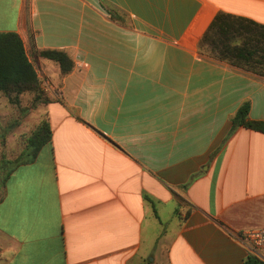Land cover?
<instances>
[{
  "label": "crops",
  "instance_id": "crops-1",
  "mask_svg": "<svg viewBox=\"0 0 264 264\" xmlns=\"http://www.w3.org/2000/svg\"><path fill=\"white\" fill-rule=\"evenodd\" d=\"M220 13L264 26V0H0V33L59 89L51 141L2 189L0 264L246 262L264 134L232 119L264 122V77L200 51Z\"/></svg>",
  "mask_w": 264,
  "mask_h": 264
},
{
  "label": "trees",
  "instance_id": "trees-1",
  "mask_svg": "<svg viewBox=\"0 0 264 264\" xmlns=\"http://www.w3.org/2000/svg\"><path fill=\"white\" fill-rule=\"evenodd\" d=\"M199 49L220 61L251 71L264 77V26L220 13L215 17L200 41ZM40 57L59 65L67 75L74 68L73 61L61 51H43ZM24 44L16 33H0V93L11 103L25 93H40V81L34 65L30 63ZM16 95V100L11 99ZM250 106L244 104L232 119V131L244 127L264 134V122L249 121ZM38 135L28 143V151L18 162L0 160V190L4 189L9 175L22 164L32 163L37 153L51 141V130L46 122ZM2 195H0V200ZM244 264H262L249 256Z\"/></svg>",
  "mask_w": 264,
  "mask_h": 264
},
{
  "label": "rangeland",
  "instance_id": "rangeland-1",
  "mask_svg": "<svg viewBox=\"0 0 264 264\" xmlns=\"http://www.w3.org/2000/svg\"><path fill=\"white\" fill-rule=\"evenodd\" d=\"M25 94L24 100L18 97V102L14 103L2 94V97L7 98L8 104L0 103V160L5 158L11 162H18L28 151L29 141L38 135L40 127L47 122L42 107L46 103L44 94L41 91ZM10 97L17 101L15 94H11Z\"/></svg>",
  "mask_w": 264,
  "mask_h": 264
},
{
  "label": "built area",
  "instance_id": "built-area-1",
  "mask_svg": "<svg viewBox=\"0 0 264 264\" xmlns=\"http://www.w3.org/2000/svg\"><path fill=\"white\" fill-rule=\"evenodd\" d=\"M38 75V74H37ZM40 81V91L45 95L57 96L59 89L56 88L49 78L38 75ZM240 241L247 248L249 256L264 264V228L250 229L244 231L240 236Z\"/></svg>",
  "mask_w": 264,
  "mask_h": 264
}]
</instances>
